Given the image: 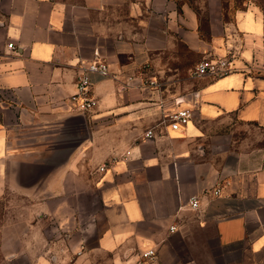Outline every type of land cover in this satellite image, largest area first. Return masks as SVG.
Wrapping results in <instances>:
<instances>
[{"label": "crops", "instance_id": "0c3cea01", "mask_svg": "<svg viewBox=\"0 0 264 264\" xmlns=\"http://www.w3.org/2000/svg\"><path fill=\"white\" fill-rule=\"evenodd\" d=\"M223 2L0 0V200L39 192L59 229L75 236L73 264H173L191 219L212 225L238 264H264V14L248 6L227 16ZM194 55L228 59L235 71L198 78L178 98L159 80L186 78ZM96 59L110 74L91 77L88 140L44 172L46 143L71 119L78 74ZM180 109L193 118L173 130L163 120ZM230 122L263 135L219 162L201 159L213 128ZM34 169L43 173L27 189ZM77 206L86 217L73 214ZM150 250L156 257L144 259Z\"/></svg>", "mask_w": 264, "mask_h": 264}, {"label": "rangeland", "instance_id": "374dc122", "mask_svg": "<svg viewBox=\"0 0 264 264\" xmlns=\"http://www.w3.org/2000/svg\"><path fill=\"white\" fill-rule=\"evenodd\" d=\"M223 4L227 16L248 6H256L264 14V0H224ZM190 60L194 69L201 58L194 55ZM191 74L190 70L184 79H161L159 82H164L166 87L178 94V98L187 97L195 89L198 79ZM212 134L201 151V159L215 163L219 162L220 153L238 146H253L257 143L256 138L263 135L256 128L237 122H230L227 127H215ZM74 140H77L76 136L71 142ZM68 143L66 138L59 142V146L66 147ZM228 156L233 157L232 154ZM39 199V192L13 190L0 200V264H34L41 257L53 261L58 258L59 264H73L79 252L72 249L75 236L59 229L58 218L51 208H42ZM80 209L77 206L73 214L86 217V206ZM187 229L186 235L178 237L175 242L173 264H238V254L220 247L212 225H202L191 219Z\"/></svg>", "mask_w": 264, "mask_h": 264}, {"label": "built area", "instance_id": "2783aa9c", "mask_svg": "<svg viewBox=\"0 0 264 264\" xmlns=\"http://www.w3.org/2000/svg\"><path fill=\"white\" fill-rule=\"evenodd\" d=\"M10 49H15L14 44L11 43L8 45ZM235 69L231 66V61L225 58L217 59V60H202L200 61L192 70V77L201 78V77H212V78H220L231 74ZM93 74H99L101 76H108L110 74L108 65L100 59H96L93 62L83 66L81 71L78 74L77 78V88L78 91L70 98V102L72 104V112H82L89 113L91 112L97 105V99L92 95V80L91 77ZM148 86H158V83L155 80L148 79L146 83ZM193 118V110L192 109H180L169 113L163 120V122L171 127L173 130H181ZM155 136L154 129H148L146 132V138L152 139ZM105 166L101 168V171H104ZM212 196L219 197L222 194V187L217 186L211 192ZM190 206L192 210H198L199 208V198L198 196H193L190 201ZM176 230L175 226L170 228L171 232ZM144 259H150L156 257V251L150 250L144 252L142 254Z\"/></svg>", "mask_w": 264, "mask_h": 264}, {"label": "water", "instance_id": "95a60500", "mask_svg": "<svg viewBox=\"0 0 264 264\" xmlns=\"http://www.w3.org/2000/svg\"><path fill=\"white\" fill-rule=\"evenodd\" d=\"M70 117L71 119L66 121V123L62 125V127L56 129L58 133L50 136L49 140L46 143L47 149L50 151V154L48 158V165L45 166L46 168L42 169L44 172L51 169V167L55 166L57 163H61L64 160L67 161L72 156L74 151L78 147H80L86 140H88L89 134L86 114L82 112H72L70 114ZM73 125H75V127H77L78 129H75ZM74 136H76L77 140L71 142ZM66 138L69 142L68 146H63L62 148H60L59 142L65 141ZM42 173H40V171L38 172V169H34V173L32 175L33 177L31 178V180L29 181L27 177V179H25L26 181L23 182V185H27V189H29V186L31 185H33L32 187H36V181L40 178V175Z\"/></svg>", "mask_w": 264, "mask_h": 264}]
</instances>
